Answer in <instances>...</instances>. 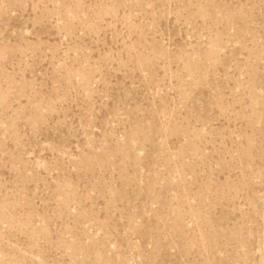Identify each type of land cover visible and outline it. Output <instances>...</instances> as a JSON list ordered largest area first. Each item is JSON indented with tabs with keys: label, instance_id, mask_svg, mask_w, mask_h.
<instances>
[{
	"label": "rangeland",
	"instance_id": "rangeland-1",
	"mask_svg": "<svg viewBox=\"0 0 264 264\" xmlns=\"http://www.w3.org/2000/svg\"><path fill=\"white\" fill-rule=\"evenodd\" d=\"M0 264H264V0H0Z\"/></svg>",
	"mask_w": 264,
	"mask_h": 264
}]
</instances>
